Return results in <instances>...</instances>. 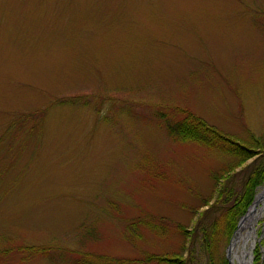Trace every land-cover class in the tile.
I'll return each instance as SVG.
<instances>
[{"label":"rangeland","instance_id":"1","mask_svg":"<svg viewBox=\"0 0 264 264\" xmlns=\"http://www.w3.org/2000/svg\"><path fill=\"white\" fill-rule=\"evenodd\" d=\"M185 111L262 146L225 174L235 159L168 132ZM260 158L264 0H0V250L14 249L0 264H52L16 251L31 245L186 256L175 225L213 205L217 174L243 192ZM148 212L167 234L132 242L124 227ZM254 227L264 264V211ZM235 234L218 247L228 264Z\"/></svg>","mask_w":264,"mask_h":264},{"label":"trees","instance_id":"2","mask_svg":"<svg viewBox=\"0 0 264 264\" xmlns=\"http://www.w3.org/2000/svg\"><path fill=\"white\" fill-rule=\"evenodd\" d=\"M73 102L74 100H70V103ZM42 115V112L39 115L40 118L36 115L34 117L35 120L22 115L11 122L10 128L18 124H27L31 120L33 126H30L29 129L33 130L39 124ZM166 127L168 132L180 141L196 143L204 148L217 150L235 159V162L227 168L230 171L225 172V174L234 171L245 160L254 157L256 150L262 146V143H258L257 139L252 143H237L231 135L224 134L215 127L209 126L203 120L187 111H185V117L167 124ZM225 174L215 175L214 179L217 182L222 180L221 187L217 192L213 205H210L207 210L198 216L193 228L188 231L183 225H175V230L184 236L185 242L190 244L186 256L177 252L159 255L146 251L142 252L140 258L123 259L106 255L96 256L90 253H81L68 248L62 249L55 245L21 246L16 248V251L20 252L21 255L25 254L27 256L42 255L47 257L52 264H228L224 256L218 255L219 244L223 236L227 235V238H230L234 234L237 229L238 218L244 214L252 203L255 188L264 182V158H260L254 163V168L248 175L251 176L249 178L247 176L243 184L244 190L240 194L236 195L231 177ZM230 202L232 204L228 207ZM222 207L226 208V210H222ZM212 214H215V217ZM169 224L164 217L148 212L145 215L132 218L124 228L126 236L132 242H135L142 240L146 233L158 237L165 236L170 227ZM78 227L76 229L78 232H83L86 229L93 230L86 227L85 224ZM88 234L91 233L88 232ZM184 247L185 245H183ZM12 250L14 251V249L8 251L0 250V260L3 262L8 261V256ZM253 255V264H261L260 248H257Z\"/></svg>","mask_w":264,"mask_h":264},{"label":"bare ground","instance_id":"3","mask_svg":"<svg viewBox=\"0 0 264 264\" xmlns=\"http://www.w3.org/2000/svg\"><path fill=\"white\" fill-rule=\"evenodd\" d=\"M262 202V207L259 206V203ZM264 211V190L261 191L257 197L253 207L250 208L248 214L242 219L239 224L238 230L232 241V255L231 258L232 264H249L250 252L253 249L255 244L256 235H255V224L258 218L261 216ZM241 243V251H237V245Z\"/></svg>","mask_w":264,"mask_h":264},{"label":"water","instance_id":"4","mask_svg":"<svg viewBox=\"0 0 264 264\" xmlns=\"http://www.w3.org/2000/svg\"><path fill=\"white\" fill-rule=\"evenodd\" d=\"M255 204V203H254ZM254 204H253V206H254ZM253 206H251V207H253ZM249 212V211H248ZM247 212V213H248ZM230 252H231V246H229V249H228V253H227V259H228V261H229V263L231 264V261H230ZM249 264H251V258H250V261H249Z\"/></svg>","mask_w":264,"mask_h":264}]
</instances>
